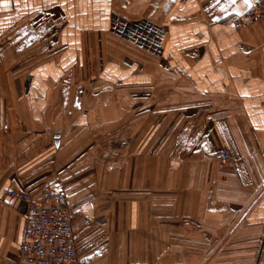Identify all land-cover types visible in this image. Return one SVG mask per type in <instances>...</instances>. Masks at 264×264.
I'll return each mask as SVG.
<instances>
[{
  "label": "crops",
  "instance_id": "0c3cea01",
  "mask_svg": "<svg viewBox=\"0 0 264 264\" xmlns=\"http://www.w3.org/2000/svg\"><path fill=\"white\" fill-rule=\"evenodd\" d=\"M253 2L0 0V192L59 175L83 264H264V18L232 26ZM86 65L116 91L97 119L59 87ZM107 138L119 168L92 161ZM25 210L0 199V264Z\"/></svg>",
  "mask_w": 264,
  "mask_h": 264
},
{
  "label": "built area",
  "instance_id": "2783aa9c",
  "mask_svg": "<svg viewBox=\"0 0 264 264\" xmlns=\"http://www.w3.org/2000/svg\"><path fill=\"white\" fill-rule=\"evenodd\" d=\"M262 18L264 0H254L248 10L232 22V26L242 29ZM218 161L221 166L233 162L228 150L219 152ZM0 199L22 201L26 205L18 264H82L69 192L46 187L32 196L14 189H4L0 192Z\"/></svg>",
  "mask_w": 264,
  "mask_h": 264
},
{
  "label": "rangeland",
  "instance_id": "374dc122",
  "mask_svg": "<svg viewBox=\"0 0 264 264\" xmlns=\"http://www.w3.org/2000/svg\"><path fill=\"white\" fill-rule=\"evenodd\" d=\"M39 35V39H41L42 33L39 32ZM38 47L39 53L41 54L47 50H53L56 48V43H38ZM94 77L95 74L92 65H86L84 71L77 70L72 76L70 75L61 80L59 84V87L63 88L65 93H72L73 104L71 107L73 113L90 117V119H93L94 117L97 119L98 110L109 105L111 99L110 94L116 93L114 89H111L108 86H96ZM67 98H69L68 95ZM126 135V133L122 134V136H119V139H127L125 138ZM104 141H106L104 144L98 146L99 150H97L94 155L95 157L92 160L93 163L97 162L102 164L107 170L121 167L129 156L128 150L125 149L126 143H119V149H112V147L116 145L114 141L111 140V138H107ZM45 183L46 185L44 188L52 187L53 189H64L69 192L64 187L63 179L57 174L46 180ZM84 204L86 205V203Z\"/></svg>",
  "mask_w": 264,
  "mask_h": 264
}]
</instances>
